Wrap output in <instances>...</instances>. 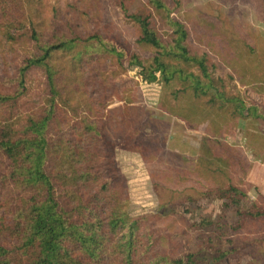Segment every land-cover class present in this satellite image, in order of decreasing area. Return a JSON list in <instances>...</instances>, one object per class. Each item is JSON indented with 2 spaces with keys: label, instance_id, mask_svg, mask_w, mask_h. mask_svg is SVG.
Wrapping results in <instances>:
<instances>
[{
  "label": "trees",
  "instance_id": "1",
  "mask_svg": "<svg viewBox=\"0 0 264 264\" xmlns=\"http://www.w3.org/2000/svg\"><path fill=\"white\" fill-rule=\"evenodd\" d=\"M7 1H0L1 11H6ZM108 1L133 28L134 43L152 50L150 57L143 59L126 45L102 38L103 0H68L63 7L50 8L48 16L43 0H23L22 15L29 28L21 39L25 45L33 42L35 52L23 57L13 77L0 80V156L4 160L0 190H8L15 201L0 203V209L9 206L5 208L8 219L0 213V264H195L192 255L185 262L168 255L165 239L157 231L158 216L129 215L127 180L115 151L145 157L143 147H135L140 133L136 129L146 126L140 124L143 120L132 99L124 100L114 90L121 105L112 109L108 108L110 94L101 97L113 87V81L103 79L107 61L123 73L137 67L143 82H159L165 90L173 83H187L158 102L157 109L167 117L192 126L207 113L204 136L207 144L216 147L213 159L198 158L194 171L162 165L148 169L158 200V221L172 216L173 211L165 214L179 205V191L192 189L202 198L214 193L235 206L247 194L231 178L238 156L244 161L245 157L241 152L231 156L220 139L248 115L264 128V102L245 109L242 99L226 94L220 80L212 78L209 69L215 66L208 54L189 43L186 27L170 17L175 9L168 10L164 0H146L155 12L165 14L161 19L169 33L164 40L143 4ZM42 32L46 35L39 40ZM246 44L243 51L250 47ZM58 55L68 59L70 71L55 66L61 59ZM256 57L249 64H264V51ZM185 67L196 68L198 74ZM34 70L44 78L47 98L42 104L33 102L26 88V78ZM180 93L189 94L188 99L180 100ZM21 108L27 111L23 120L17 117ZM127 128L136 132H126ZM203 152L204 143L199 154ZM142 159L148 164L149 159ZM206 183L215 188H207ZM257 197L264 205V196ZM185 201L193 200L187 197ZM248 214L261 217L262 213Z\"/></svg>",
  "mask_w": 264,
  "mask_h": 264
},
{
  "label": "rangeland",
  "instance_id": "2",
  "mask_svg": "<svg viewBox=\"0 0 264 264\" xmlns=\"http://www.w3.org/2000/svg\"><path fill=\"white\" fill-rule=\"evenodd\" d=\"M11 1H7L9 3L7 6L4 4L6 11L0 10L1 81L13 77L23 57L31 56L35 52L33 42L25 45L22 40L23 32L29 28L28 20L23 19L22 15L23 0H15L18 2L15 5ZM67 1L43 0L46 6L45 15L50 14V8L63 7L62 4ZM164 2L168 10L175 9L172 10L170 17L186 27L189 43L208 54L210 62L215 66L214 69H209L212 78L220 80L221 88L226 94L230 98L242 99L245 109L256 108L262 104L264 64L262 62L249 64V60L251 57L258 59L256 56L264 51V0H164ZM134 3H141L149 12L151 11L154 28L164 40L169 33L161 19H164V12H155L147 6L146 0H135ZM102 9L104 11L100 14L99 32L107 43L115 41L120 45H126L129 51L139 54L143 59L152 55V50L134 43L133 28L124 20L117 7L108 0H103ZM32 20H35L34 16ZM44 35H46L44 32L38 34L39 40H43ZM109 35L120 39L109 40L107 38ZM7 36L12 39H6ZM246 43L250 47L246 46L243 51L241 47L243 44L247 45ZM56 58H61L55 63L56 67H62L65 72L71 70L67 58L62 55ZM102 69L105 73L103 79L107 82L113 81L110 92L105 90L101 96L110 94L108 108L113 109L121 105L117 95L113 94L115 90L124 100L134 101L133 104L143 120L140 124L145 123L144 127L146 126L143 129H136L140 133L136 138L135 150L143 147L145 157L142 158L149 159L148 164L136 153L115 151L119 168L127 180L129 215L133 218L145 214L158 216L155 220L157 231L164 237L168 255L174 260L185 262L186 257L192 255L195 264H264V205L257 197L262 195L255 184L259 175L251 169L257 161L264 164V128L261 122L248 115L247 119L241 118L236 127H232L230 132L220 139L230 148L227 153H231V156H238L241 152L245 157L244 161L239 159L240 155L238 158L236 156V171L231 176L241 190L247 189L246 196L240 199L237 206L227 200L217 199L214 193L202 198V194L186 189L179 191V205L165 214L168 216L173 211L172 216L169 219L165 218L164 221H158L161 218L158 200L154 183L148 176V169L156 170L162 165L181 171H194L198 158L213 159L216 147L207 144L208 139L204 136V128L208 122L207 113L205 112L194 125L188 126L167 117L157 109L158 102L163 97L175 89L185 88L187 83H183L184 86L173 83L165 90L159 82L152 84L143 82L138 75L140 70L137 67L123 73L113 62L107 61ZM184 70L198 74L196 68L185 67ZM28 76L26 88L33 95L32 101L36 104L44 103L47 93L42 72L34 70ZM188 95L180 93L179 99L187 100ZM101 97L94 96L97 99ZM194 103L197 101L194 100ZM260 112L258 109V113ZM26 114L27 111L21 108L17 117L23 120ZM246 114L244 112L243 115ZM134 131L127 128L126 132ZM203 143L204 152L199 154ZM2 161L4 163L0 156V166H3ZM218 179L222 185V179ZM206 187L215 188L208 183ZM187 197L193 201H185ZM10 202L15 203L9 191L0 190V203ZM256 202L258 205L254 207ZM5 208H1L0 213H5V219H8V209ZM249 211L253 214L262 213L261 217H251ZM223 253L226 256L221 258Z\"/></svg>",
  "mask_w": 264,
  "mask_h": 264
},
{
  "label": "crops",
  "instance_id": "3",
  "mask_svg": "<svg viewBox=\"0 0 264 264\" xmlns=\"http://www.w3.org/2000/svg\"><path fill=\"white\" fill-rule=\"evenodd\" d=\"M251 169L259 175L255 184L260 193L264 196V164L257 161L256 164L252 165Z\"/></svg>",
  "mask_w": 264,
  "mask_h": 264
}]
</instances>
